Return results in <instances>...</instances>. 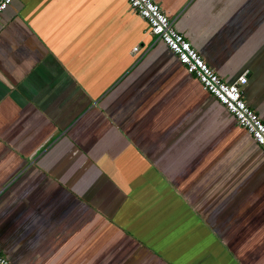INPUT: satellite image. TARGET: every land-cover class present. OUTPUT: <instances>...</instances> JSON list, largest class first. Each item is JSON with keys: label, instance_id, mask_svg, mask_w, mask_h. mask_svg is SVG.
<instances>
[{"label": "crops", "instance_id": "crops-1", "mask_svg": "<svg viewBox=\"0 0 264 264\" xmlns=\"http://www.w3.org/2000/svg\"><path fill=\"white\" fill-rule=\"evenodd\" d=\"M153 1L264 121V0ZM0 254L264 264V151L126 0L0 13Z\"/></svg>", "mask_w": 264, "mask_h": 264}, {"label": "built area", "instance_id": "built-area-1", "mask_svg": "<svg viewBox=\"0 0 264 264\" xmlns=\"http://www.w3.org/2000/svg\"><path fill=\"white\" fill-rule=\"evenodd\" d=\"M129 7L147 24L148 33L160 40L193 74L201 88L213 96L232 116L235 123L246 130L264 151V121L246 104L242 89L246 84V72L231 82L224 81L197 53L184 36L178 32L173 20L153 0H126ZM11 0H0V12ZM134 46L132 51H136ZM0 264H15L0 254Z\"/></svg>", "mask_w": 264, "mask_h": 264}, {"label": "water", "instance_id": "water-1", "mask_svg": "<svg viewBox=\"0 0 264 264\" xmlns=\"http://www.w3.org/2000/svg\"><path fill=\"white\" fill-rule=\"evenodd\" d=\"M4 9H5V8H4ZM4 9H3V10H4ZM3 10H2V11H3ZM2 11H1V12H2ZM1 12H0V13H1Z\"/></svg>", "mask_w": 264, "mask_h": 264}]
</instances>
